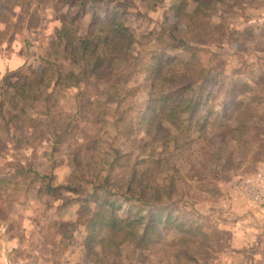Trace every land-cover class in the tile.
Masks as SVG:
<instances>
[{"label": "rangeland", "instance_id": "rangeland-1", "mask_svg": "<svg viewBox=\"0 0 264 264\" xmlns=\"http://www.w3.org/2000/svg\"><path fill=\"white\" fill-rule=\"evenodd\" d=\"M80 3V0L74 2L75 5L66 0H0V95L6 100L4 119L0 122V180H3L0 183V231L7 228L27 243L19 257L25 256L27 251L34 252L31 257L42 259V263L50 260L51 264H97L90 256L88 233L79 221L85 194L74 195L61 187L75 170L70 154L76 151L85 162L93 161L95 165L102 155L111 156L113 148L120 149L133 163L149 157L152 150L145 146L149 141L148 124L144 119L141 123L140 118L147 109L154 81L147 72L150 59L155 52L168 61L174 58L188 61L192 56L190 50L182 47L158 48L156 40L133 45L132 53L142 62L138 72L128 74L125 79L132 96L123 101L117 113V103H107L108 96L103 93L111 79L102 83L92 79L76 89L53 88L51 93L56 97L47 104L38 102L26 107L25 114L21 105L13 110L8 101L14 86L44 67V58L62 21L74 17ZM90 5L87 0L86 7ZM169 5L166 1L152 10L141 0H101L95 7L99 16L122 15L125 25L138 39L151 32L157 34L177 27V36L199 50L196 54L205 65L212 51L220 54V59L226 61L227 80L233 67L239 65L240 57L256 62L260 59L256 74L263 76L264 4L236 6L234 12L227 5H211L213 26L221 23L226 36L240 33L239 40L225 42L222 46L217 44L218 37L211 40L197 29L186 32L190 19H176ZM86 13L82 12L75 23L79 36L84 38L92 32V17L89 11ZM249 28L253 29L251 34L246 31ZM208 39L212 44L209 45ZM56 63L64 72L78 69L63 58ZM129 107L132 110L128 112ZM229 113L224 121L230 123L237 115L234 106ZM14 115L18 119L10 120ZM256 115L258 118L248 123L246 134L238 140L224 136L211 121L206 136L193 130L189 134L190 142L170 154L169 167H174V171L168 172L166 180L173 179L186 190L191 189L194 200L185 198L187 211L198 214L212 242L213 231L226 233L215 237V241L221 240L220 246L209 249L206 260L199 264H264V203L254 200L253 191L246 185L264 169V109ZM118 119L122 120L117 122ZM37 124L41 127L34 135ZM56 135L62 143L54 142ZM155 147L161 151L159 143ZM30 168L52 175L50 185L57 191L48 193L49 180L30 185L29 176L18 175ZM164 177L161 176L160 181ZM212 189H216L217 194L211 193ZM259 189L264 190V181ZM89 206L95 208L94 204ZM128 214L129 206L125 204L122 215ZM1 236L0 240L5 238ZM167 243L165 247H173L172 235ZM131 252V245H123L119 264H173L163 251L159 252L160 260L153 256L136 259ZM17 255V252L12 254Z\"/></svg>", "mask_w": 264, "mask_h": 264}, {"label": "trees", "instance_id": "trees-1", "mask_svg": "<svg viewBox=\"0 0 264 264\" xmlns=\"http://www.w3.org/2000/svg\"><path fill=\"white\" fill-rule=\"evenodd\" d=\"M66 1L72 4L77 2ZM86 1L80 0L76 15L62 21L56 39L44 58V67L32 72L30 78L20 79L8 102L13 110L21 105L22 114H25L26 107H33L38 102L47 104L54 99L56 95L51 93L53 88L60 91L76 89L92 79L100 83L111 79L103 93L108 96L107 103H117V113L123 101L132 96L125 79L128 74L137 73L142 62L132 53L133 45H143V40H146V44L156 40L161 46L158 48L182 47L190 50L192 56L188 61L177 58L168 61L165 56L155 52L147 67L154 81L148 94L147 109L140 122L144 119L148 124L146 131L149 141L145 146L152 150L151 155L141 160L138 158L133 163L120 149L113 148L111 156L102 155L95 165L93 161L85 162L78 152L73 151L70 155L75 170L61 187L74 195L85 194L79 221L83 222L88 233V248L95 263L119 264L123 256L121 248L128 244L132 246L131 253L136 259L153 256L160 260L159 252L163 251L173 264H199L206 260L209 249L220 246L221 240L215 241V237L226 233L213 231L212 242L211 235L204 231L199 222L201 218L198 214L187 211L185 198L194 200L191 189L188 187L186 190L173 179L166 180L168 172L174 171V167H169L172 164L170 154L172 150L183 148L190 142L189 134L193 130L206 136L211 121L216 129L222 130L224 136L233 140L246 134L248 123L258 118L256 114L264 109V73L263 76L256 74L261 60L248 61L240 57L239 65L233 67L227 80L226 61L220 59V54L212 51L211 59L205 65L196 54L199 50L177 36V27L164 29L157 34L151 32L138 39L132 29L125 25L122 15L114 13L111 16H99L95 5L101 0H90L92 5L88 8ZM141 1L152 10L169 1V9L176 19H190V28L187 27L186 32L197 29L211 40L218 37V46L239 40L237 36L240 33L226 36L221 23L217 26L210 23L209 9L212 4L227 5L233 8L231 12L236 6L264 4V0ZM88 11L92 17V32L84 38L79 36L75 23L82 12ZM246 31L251 34L253 29ZM242 36L246 37L247 34ZM208 43L212 44L209 39ZM61 58L78 69L64 72L56 63ZM224 98L227 99L222 101ZM5 105L6 100L0 95V122L4 119ZM219 106H222L221 109ZM231 106H234L237 115L229 123L224 120L230 116ZM131 110V107L127 109L128 112ZM12 119H18V116L14 115ZM40 127V124L35 126L34 135L38 134ZM54 140L56 144L63 142L59 135ZM157 143L160 152L155 147ZM18 175L25 178L29 176L30 185L49 180L46 186L48 193L57 191L50 185L52 175L41 174L32 168ZM161 176L165 177L160 181ZM210 192L217 194L216 189ZM90 203L95 205L94 209L89 206ZM125 204L129 206L127 216L122 215ZM171 235L174 243L169 249L164 244H168Z\"/></svg>", "mask_w": 264, "mask_h": 264}, {"label": "crops", "instance_id": "crops-1", "mask_svg": "<svg viewBox=\"0 0 264 264\" xmlns=\"http://www.w3.org/2000/svg\"><path fill=\"white\" fill-rule=\"evenodd\" d=\"M0 235L5 236V238H2V240H0V264H51L50 260L42 263V259L32 258L31 256H34L32 254L35 253L30 251H27L25 256L19 257L21 255L20 251L24 253V249H26L27 243L24 242V240H22L19 236L11 234L10 230L8 231L7 228L5 229V231H0ZM16 252L18 253V257L12 256V254Z\"/></svg>", "mask_w": 264, "mask_h": 264}, {"label": "built area", "instance_id": "built-area-1", "mask_svg": "<svg viewBox=\"0 0 264 264\" xmlns=\"http://www.w3.org/2000/svg\"><path fill=\"white\" fill-rule=\"evenodd\" d=\"M264 181V169L259 171L254 179L247 182V186L253 191V199L264 203V190H260L259 187Z\"/></svg>", "mask_w": 264, "mask_h": 264}]
</instances>
